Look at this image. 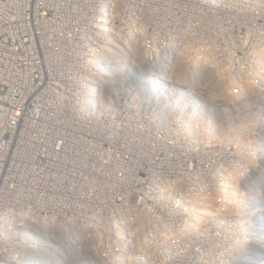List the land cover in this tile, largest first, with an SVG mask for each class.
I'll return each instance as SVG.
<instances>
[{
    "label": "built area",
    "instance_id": "obj_1",
    "mask_svg": "<svg viewBox=\"0 0 264 264\" xmlns=\"http://www.w3.org/2000/svg\"><path fill=\"white\" fill-rule=\"evenodd\" d=\"M243 2L0 0V264H263L228 129L257 107L227 97L244 68L180 54L182 27L232 31Z\"/></svg>",
    "mask_w": 264,
    "mask_h": 264
},
{
    "label": "rangeland",
    "instance_id": "obj_2",
    "mask_svg": "<svg viewBox=\"0 0 264 264\" xmlns=\"http://www.w3.org/2000/svg\"><path fill=\"white\" fill-rule=\"evenodd\" d=\"M238 10L241 13L239 17H229L226 19L228 22L237 23V26H235L232 31H223L222 33L211 32V35L204 36L201 39L193 38L195 30H188L187 26H185L184 29L182 27L181 31V44H184L183 51H180L182 58L184 57V59L190 61L206 58V52H204V50H196L199 45L205 44L210 47L208 50L210 52V58L213 61H222L227 68L230 67V62L234 65L239 63L240 66L244 68L243 80L227 83V97L231 100L235 95L239 94L242 89L245 90L248 87L264 88V82H256L257 80L255 79V77L264 76V0H244ZM249 114L252 113H245L244 115L246 122L247 120L251 121L250 123H256L255 128L260 127L261 122L259 120L252 121L253 119ZM258 129L245 132L243 140L248 141L247 138L252 140L253 138L249 136H252ZM261 133L262 131L260 134ZM217 134V132L213 133L214 136H218ZM260 134L256 135V138ZM234 140L237 142L241 141L237 138H234ZM232 143L237 145L235 142ZM260 143L262 153H260L259 156L264 160V141ZM245 148L247 150L251 148V145H245ZM250 151H248L249 154ZM254 153L255 151L253 154ZM247 160L251 161V158ZM259 163L258 161L256 164L259 165ZM204 179L207 178L204 177ZM261 180H264V178H261ZM245 202L247 205L248 201L245 200ZM262 223H264V221H262ZM259 231L261 234L264 233V224L260 225ZM222 244L225 245V240L222 241ZM259 252H261V250H259L258 253ZM262 256H264L263 253ZM210 257L197 259L198 264H226L224 257L215 258L214 255H210ZM186 260V257H181L179 263L185 264ZM193 261H196V256L193 257Z\"/></svg>",
    "mask_w": 264,
    "mask_h": 264
},
{
    "label": "bare ground",
    "instance_id": "obj_3",
    "mask_svg": "<svg viewBox=\"0 0 264 264\" xmlns=\"http://www.w3.org/2000/svg\"><path fill=\"white\" fill-rule=\"evenodd\" d=\"M184 59V58H183ZM178 66L175 69V75L179 76L178 78H183L186 79L188 78V75H193L196 74V67L194 66L193 68L189 67L188 64L183 63L180 59H178ZM257 79V77H256ZM199 84H202V82H199ZM198 85V84H197ZM196 85V86H197ZM264 85V84H263ZM195 86V85H194ZM246 94H248V97L246 96ZM242 102L240 103L243 106L244 104H247L246 107H248L249 105H257L256 109H252L250 112L252 114L250 117L254 120H259L260 123V127H256V123H250L251 121L246 122V118L244 117L245 114H243L242 118H240V124L238 125H234L230 128H228L229 130H232L231 135L234 138H238L239 140H241L243 142V144L241 145V151L243 152L242 158L241 160L238 161V163L241 165V167L243 168V175H242V179H243V190H244V200H247L248 203L251 205V207H248L246 204V213L243 214V218L244 220H246V224H245V229L242 233V236H244L247 231H245L249 224L251 225V220L250 216L255 215L256 211H258V213H260V215L264 218V203L261 204L264 201V180H261V178H264V160L263 158L261 159V157L259 156L261 152V143L259 142L258 137L256 138V135L260 134V132L264 131V112H262V114L258 112V109H263L264 108V88L261 87H248L247 89L242 91ZM225 100L229 103L228 105L233 104L234 102L229 101L228 99L225 98ZM209 101L211 102V107L209 105V108L212 109V107H214V104L212 102V99L209 98ZM215 103V102H214ZM256 113V114H255ZM257 132L253 133L252 137L253 139L250 140L249 138L248 141L243 140L245 137V132H250L253 130H257ZM260 130V132H259ZM245 145L250 146L251 148L247 149L249 152L246 150ZM255 151V153L253 154V152ZM262 155V154H261ZM259 156V158H258ZM251 158V161H248L247 159ZM263 160V161H262ZM258 161L260 162L259 165L256 164L258 163ZM223 186V185H222ZM230 188L231 189H236V183L235 181L232 182L230 184ZM226 195V199L229 200V197L227 194ZM258 204L259 207H258ZM200 206L201 205H197L194 207L195 209V213L192 216L190 223L192 224L193 222L196 223V228H202V222L203 220H205L206 218L209 217V215H207L205 213V209L202 210V212L200 211ZM212 211H213V206H212ZM244 215H247V217H244ZM213 220V216L211 215V219L210 221ZM199 221V222H198ZM187 224V226H183L180 228V233L183 234V236L187 235L188 233H190L189 231H186L185 228H188L190 225ZM255 224V223H254ZM193 226V225H192ZM226 232H236L235 229H232L230 227H226ZM194 230V227H193ZM248 230H251L250 228ZM198 235H200V232L197 231ZM250 235V237H249ZM249 235H246V237H244V243L241 245V247H238L239 250L242 251H246L248 247H253V244L255 243V237L256 235L254 233H249ZM236 246H239V242H235ZM60 247V246H59ZM73 258V257H71ZM70 258V259H71ZM244 258L249 259L250 258L245 256L244 254ZM69 259V260H70ZM253 264L251 261L248 264ZM264 264V262H263Z\"/></svg>",
    "mask_w": 264,
    "mask_h": 264
}]
</instances>
